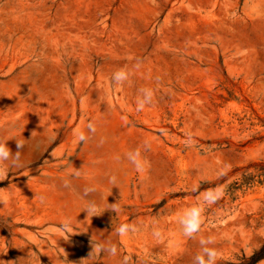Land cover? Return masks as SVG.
Wrapping results in <instances>:
<instances>
[{
	"label": "rangeland",
	"instance_id": "rangeland-1",
	"mask_svg": "<svg viewBox=\"0 0 264 264\" xmlns=\"http://www.w3.org/2000/svg\"><path fill=\"white\" fill-rule=\"evenodd\" d=\"M143 88L155 98L137 111ZM89 122L95 134L74 143ZM0 140L25 145L0 181V264H193L207 237L217 264H243L264 242V0H0ZM137 148L145 176L126 158ZM218 186L185 237L178 215ZM88 200L122 210L89 220ZM124 223L138 231L119 237ZM109 241L116 256L89 257Z\"/></svg>",
	"mask_w": 264,
	"mask_h": 264
},
{
	"label": "clouds",
	"instance_id": "clouds-1",
	"mask_svg": "<svg viewBox=\"0 0 264 264\" xmlns=\"http://www.w3.org/2000/svg\"><path fill=\"white\" fill-rule=\"evenodd\" d=\"M139 63L136 65L138 68ZM130 78V73L127 69H120L112 74V82L118 85H123ZM140 96L137 100V111H143L147 105L152 104L155 98V91L151 88H143L140 90ZM96 132V125L92 122H89L85 129H78L74 132V143H87ZM103 142V141H101ZM195 143L194 138L189 134L185 141L186 147H191ZM23 140H16L17 151L15 154L12 153L11 149L7 145L6 140H0V181L7 179L10 169L13 167H21V151L24 147ZM144 150L150 148V142L145 141L143 145ZM126 158L134 166L136 172L145 176L150 168V162L142 155L141 149L137 148L133 151L126 153ZM115 159L119 160L120 157L117 156ZM229 167V166H226ZM224 171L221 170L219 175H224ZM71 176L79 178L82 173L80 169L73 168ZM116 176L113 175L109 178V182L115 186ZM64 187L70 188L71 182L69 179L64 181ZM97 191L95 186L85 187L83 190V196H91ZM193 192L199 191V185H195L192 188ZM225 195L224 187L218 186L215 189H208L203 193V198L191 208L185 209L177 217V222L180 225L183 235L187 238H193L201 229L202 224L205 220V210L207 206H210L216 203L218 200L223 198ZM0 203H7V199L2 191H0ZM110 207L107 209L101 210L97 205L95 200H88L86 206L82 211H86L87 218L90 220L93 216H99L103 214L104 211L110 210L114 213H119L122 209L121 206L117 203L109 204ZM64 233V240L67 241L69 236L75 234L76 232L72 228L71 220L66 219L64 224L60 229ZM138 231V228L134 224L124 223L121 224L117 229L116 233L119 237H130ZM153 235L156 238H161L162 233L159 228L154 229ZM215 243L214 237L201 238L200 245L201 251L197 253L193 258V264H217V260L220 258L219 251L214 247H208L210 244ZM102 253H107L110 256H116L118 253V246L112 242L106 243H96L92 242V250L89 253V257L94 259H99ZM132 257L130 255L125 256L123 259V264H130Z\"/></svg>",
	"mask_w": 264,
	"mask_h": 264
},
{
	"label": "trees",
	"instance_id": "trees-1",
	"mask_svg": "<svg viewBox=\"0 0 264 264\" xmlns=\"http://www.w3.org/2000/svg\"><path fill=\"white\" fill-rule=\"evenodd\" d=\"M260 176L264 177V170L260 171ZM249 182H242L240 184H238L237 182H235L233 185H231L229 187L228 194L230 197L234 196L235 191H237L238 189L241 188V186H244L246 184H248ZM264 259V242L260 245V247L255 250L252 255H250L247 259L244 260L243 264H256L257 262H259L260 260Z\"/></svg>",
	"mask_w": 264,
	"mask_h": 264
}]
</instances>
